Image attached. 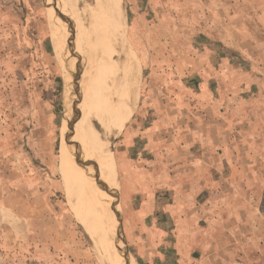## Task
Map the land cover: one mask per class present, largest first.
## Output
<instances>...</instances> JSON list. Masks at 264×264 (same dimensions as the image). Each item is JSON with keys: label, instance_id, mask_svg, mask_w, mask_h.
<instances>
[{"label": "rangeland", "instance_id": "obj_1", "mask_svg": "<svg viewBox=\"0 0 264 264\" xmlns=\"http://www.w3.org/2000/svg\"><path fill=\"white\" fill-rule=\"evenodd\" d=\"M119 1L126 36L119 86L133 72V53L142 70L109 138L110 177L104 189L110 215L103 217L77 187L71 188L73 196L60 174L61 124L66 103H71V58L59 44L78 36L76 45L84 49L82 44L98 41V59L111 62L112 54L122 65L114 53L119 47L115 25L111 19L103 23L105 30L96 24L89 14L96 0H0V264H108L100 236H107L114 226V237L107 238L120 259L131 256L137 264H147L142 253L147 251L153 259L165 252L162 246L152 250L147 244L135 245L139 239L132 238L128 227L133 207L124 196L121 156L154 162L164 144L166 150L179 151L176 160L187 159L184 152L198 149L202 130L203 82L216 89L222 103L228 98L233 104L238 120L233 127L240 132L236 156L222 162L226 189L224 204L219 205L225 219L220 229H235L236 234L210 239V246L236 247L240 262L264 264V0ZM74 50L81 57L91 49L81 54ZM128 134L134 138L129 148ZM229 216L235 219L232 225L226 223ZM99 222L102 232L97 231ZM201 224L192 228L199 230ZM181 240L193 247L204 239ZM166 241L176 245L177 239ZM167 251L166 263H177V252Z\"/></svg>", "mask_w": 264, "mask_h": 264}, {"label": "crops", "instance_id": "obj_2", "mask_svg": "<svg viewBox=\"0 0 264 264\" xmlns=\"http://www.w3.org/2000/svg\"><path fill=\"white\" fill-rule=\"evenodd\" d=\"M209 80H212L211 83L214 81ZM203 83L199 91L203 101L199 109L204 117L200 124L202 130L196 139L198 149L184 152L188 154L187 159L176 160L180 158L179 151L166 150L164 144L163 151L157 153L154 162L143 158L139 163L131 161L125 154L121 156L124 196L126 204L133 207L128 227L132 238L139 239L135 245L141 247L144 244L147 248V244L152 250L162 246L165 251L157 252L153 259L147 251L142 253L147 264H154L155 260L158 264H167L168 248L180 256L174 264H247L237 259L236 247L225 251L224 247L210 246V239L236 234L235 229H220L225 219L219 214V205L224 204L221 196L226 189L221 181L222 162L229 159V163L236 156L234 150L240 132L233 127L238 123L234 118L236 111L233 104L228 98L222 103L216 89L211 84ZM127 138L125 142L129 148L134 138L131 134ZM246 138L243 137L244 150L249 147ZM136 198H140L138 205H135ZM234 220L229 216L226 223L232 225ZM196 222L203 223L201 229L192 228ZM194 236L204 240L193 247L181 240ZM171 237L177 239L176 245H169L166 241ZM211 253L213 258L209 256ZM214 256L222 261L216 262Z\"/></svg>", "mask_w": 264, "mask_h": 264}, {"label": "bare ground", "instance_id": "obj_3", "mask_svg": "<svg viewBox=\"0 0 264 264\" xmlns=\"http://www.w3.org/2000/svg\"><path fill=\"white\" fill-rule=\"evenodd\" d=\"M83 3L84 2L81 4ZM89 14L96 18V20H94V18L92 19L104 30L106 28L103 23H107L110 19V22L114 23L115 40L119 44L118 49L116 51L114 50V53H116V56L120 61H123V64L121 65L112 54L111 62L109 61V58L106 57L105 59L107 60L103 57L100 61V54H98L100 42L98 43V41L97 43L82 44L84 49L90 46L91 50L90 52L88 51L89 53L86 56L82 54L81 57L72 52L74 49H77L76 51L79 54L82 53L81 51H84L82 46L79 47L76 45V43H78V36L72 37L73 41L67 38L65 44H59L60 47H63L64 50H66L65 53L69 54V57L71 58L67 77L68 93L71 98V103L70 101L66 103L64 116L62 118L59 170L68 191L73 195L71 188L77 187L79 192L81 190L83 197L88 200L87 202L89 203V206L101 210L102 216L104 217L106 214H109V205L107 206L108 199L105 195L106 191L104 189V186L106 185L105 181L107 180V177H110L107 173L109 138H111L115 132L127 104L131 100L134 91L140 83L139 78L142 69L137 55L133 53V61L131 64L133 72L129 74L124 85H121V87L119 86L121 75V71L119 70L125 66V58L122 56L121 49L125 46L124 41H126V36L121 25V20L123 19L122 2L119 0H96V6L91 10V13L89 11ZM81 16L82 15H80V19L84 17ZM98 18L99 23L97 22ZM85 22H88V20ZM62 25L64 28L62 31L67 33V23H63ZM93 28H90L92 33ZM95 28L97 31L96 25ZM96 45L99 46L96 47ZM126 47L129 49L127 44ZM58 49L60 48L58 47ZM72 55L73 57H71ZM76 60L79 61L77 70H75V63L78 64ZM105 61H107L109 67L108 65H105ZM76 96L79 98H77L79 101H75ZM100 227L99 222V228L97 231L102 232ZM114 227L116 228V226ZM114 227L110 228L109 235L107 234V236H105V234L102 233V237L100 236L102 247H105L103 248V253H109V257H107L108 264H137L134 259L130 258L131 256L128 258L124 257V260L120 259L121 256L118 251L109 248L110 244L108 243L109 239L107 237H114ZM118 245L121 247L120 244Z\"/></svg>", "mask_w": 264, "mask_h": 264}]
</instances>
